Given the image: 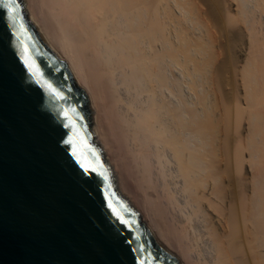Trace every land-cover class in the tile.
<instances>
[{"label": "bare ground", "instance_id": "bare-ground-1", "mask_svg": "<svg viewBox=\"0 0 264 264\" xmlns=\"http://www.w3.org/2000/svg\"><path fill=\"white\" fill-rule=\"evenodd\" d=\"M25 5L155 240L180 264H264V0Z\"/></svg>", "mask_w": 264, "mask_h": 264}, {"label": "water", "instance_id": "water-1", "mask_svg": "<svg viewBox=\"0 0 264 264\" xmlns=\"http://www.w3.org/2000/svg\"><path fill=\"white\" fill-rule=\"evenodd\" d=\"M16 3L22 29L0 0V264H180L116 191L88 94L25 0ZM25 55L63 99L31 76ZM69 138L102 175L84 173L64 143ZM109 199L131 223L112 215Z\"/></svg>", "mask_w": 264, "mask_h": 264}, {"label": "snow or ice", "instance_id": "snow-or-ice-1", "mask_svg": "<svg viewBox=\"0 0 264 264\" xmlns=\"http://www.w3.org/2000/svg\"><path fill=\"white\" fill-rule=\"evenodd\" d=\"M3 8L6 10L7 15H8V19L11 22V24L14 27L19 25V27L22 29L23 25H22V23H20V17H19L18 12H17L19 5L16 3V0H3ZM23 61H24V65H25L27 71L31 74V76L33 78H35L39 83H41L48 91L52 92V94L57 99H63V96L61 95V93L58 90L54 89L50 83H48L42 79L41 74H40L37 66L33 62H31L27 58L26 55H25V57H23ZM62 114L66 120L69 119V112L62 110ZM65 127H69V125L65 124ZM64 143L72 145V155L76 159L77 164L80 166V168L84 171L85 174H87L89 172H93V173H97V174L102 175V173L98 172L97 167L94 166L91 161H88L85 157L82 156V154L80 152H78L76 144L73 142V140L71 138L64 140ZM81 143H83V141H81ZM91 154L93 157L95 156L94 150H91ZM105 179H106V177H105ZM106 199H108V197H106ZM107 207L111 210L112 215L115 216L121 224L131 223L130 221H126L123 218L120 210L111 202L110 199H109V202L107 204ZM120 208H123V205H120ZM140 264H145V262L142 260V261H140Z\"/></svg>", "mask_w": 264, "mask_h": 264}, {"label": "rangeland", "instance_id": "rangeland-1", "mask_svg": "<svg viewBox=\"0 0 264 264\" xmlns=\"http://www.w3.org/2000/svg\"><path fill=\"white\" fill-rule=\"evenodd\" d=\"M176 86V85H175ZM177 88H178V86H176ZM176 88V89H177ZM222 98H221V102L223 103V106H227V102H225V99H224V97L223 96H221ZM227 119V118H226ZM227 121V120H226ZM228 121H230L229 120V118H228ZM238 122H239V120H238ZM240 123V122H239ZM237 124V123H236ZM233 125V124H232ZM247 153H249V151H248V149H246V151L244 152V154H247ZM249 160V159H248ZM250 161H252L251 159L248 161V163H250ZM253 164V162L251 163V164H249V165H252Z\"/></svg>", "mask_w": 264, "mask_h": 264}]
</instances>
